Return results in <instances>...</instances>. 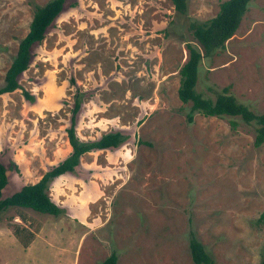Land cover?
Instances as JSON below:
<instances>
[{"label":"rangeland","instance_id":"rangeland-1","mask_svg":"<svg viewBox=\"0 0 264 264\" xmlns=\"http://www.w3.org/2000/svg\"><path fill=\"white\" fill-rule=\"evenodd\" d=\"M0 0V86L37 6ZM224 0H67L34 43L19 88L0 94L3 196L33 183L71 151L66 129L74 95L81 142L111 131L116 149L84 153L74 173L47 189L66 209L0 213V264H194L188 232L214 264H260L264 248V142L254 125L194 113L177 95L190 21L213 17ZM264 113V0L250 1L225 48L203 58L196 90L222 88ZM27 91L33 100L23 95ZM77 95V94H76ZM234 119V118H232Z\"/></svg>","mask_w":264,"mask_h":264},{"label":"trees","instance_id":"trees-1","mask_svg":"<svg viewBox=\"0 0 264 264\" xmlns=\"http://www.w3.org/2000/svg\"><path fill=\"white\" fill-rule=\"evenodd\" d=\"M66 1L49 0L35 8L29 29L20 39L16 54L5 72L0 94L19 88L17 76L29 65L31 46L42 41L47 27L62 11ZM170 1L177 12L187 13V0ZM250 1L252 0H224L219 4L218 12L207 21L189 22L188 28L195 43H187L188 57L179 69L180 83L177 95L182 103L189 104L186 113L189 122L193 121L196 112L206 116H227L231 118L232 127L237 124L235 120L237 118L247 125H254V145L259 146L264 142V113L254 112L248 105L239 102L234 95L227 92L226 87L217 92L214 98L203 96L196 90L202 59L211 58L225 48V42L236 32ZM78 93L74 95L70 125L66 129L71 146V151L66 157L42 173L37 181L24 184L7 196H3V189L8 184V177L6 167L0 160V213L10 207H24L55 217L64 214L66 209L55 203L47 194L50 182L63 174L74 173L84 153L92 150L116 149L129 138V134L118 130L104 133L96 140L81 142L75 133V115L80 108ZM23 95L26 99L33 100L27 91H23ZM187 241L194 264H214L212 256L206 251L194 231L189 230ZM262 252L260 264H264V248ZM117 259V252L112 249L98 264H117Z\"/></svg>","mask_w":264,"mask_h":264}]
</instances>
